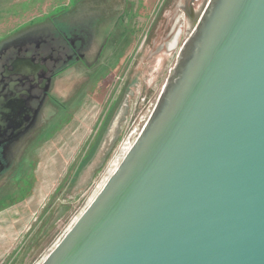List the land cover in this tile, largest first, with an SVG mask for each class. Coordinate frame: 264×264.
<instances>
[{
  "label": "water",
  "instance_id": "water-1",
  "mask_svg": "<svg viewBox=\"0 0 264 264\" xmlns=\"http://www.w3.org/2000/svg\"><path fill=\"white\" fill-rule=\"evenodd\" d=\"M205 1L172 4L120 151L39 264H264V0Z\"/></svg>",
  "mask_w": 264,
  "mask_h": 264
},
{
  "label": "rangeland",
  "instance_id": "rangeland-1",
  "mask_svg": "<svg viewBox=\"0 0 264 264\" xmlns=\"http://www.w3.org/2000/svg\"><path fill=\"white\" fill-rule=\"evenodd\" d=\"M174 1L0 0V61L63 34L76 62L52 82L60 106L46 105L32 136L9 149L0 264H39L120 151Z\"/></svg>",
  "mask_w": 264,
  "mask_h": 264
},
{
  "label": "flooded vegetation",
  "instance_id": "flooded-vegetation-1",
  "mask_svg": "<svg viewBox=\"0 0 264 264\" xmlns=\"http://www.w3.org/2000/svg\"><path fill=\"white\" fill-rule=\"evenodd\" d=\"M56 36L50 46H37L31 54L12 52L0 61V175L9 149L32 136L46 105L59 107L51 98L52 82L76 62L72 61L75 49L70 40L63 34Z\"/></svg>",
  "mask_w": 264,
  "mask_h": 264
},
{
  "label": "trees",
  "instance_id": "trees-1",
  "mask_svg": "<svg viewBox=\"0 0 264 264\" xmlns=\"http://www.w3.org/2000/svg\"><path fill=\"white\" fill-rule=\"evenodd\" d=\"M62 7H63V6H61L60 8H62ZM62 10H64V7L61 9V12H59V13H62ZM59 13H58V15H59ZM54 15H57V14H54ZM54 15H53V16H54ZM56 104L60 106L59 102H56Z\"/></svg>",
  "mask_w": 264,
  "mask_h": 264
}]
</instances>
